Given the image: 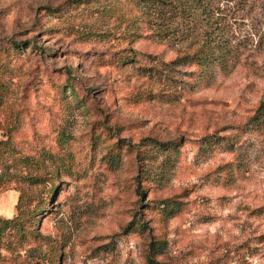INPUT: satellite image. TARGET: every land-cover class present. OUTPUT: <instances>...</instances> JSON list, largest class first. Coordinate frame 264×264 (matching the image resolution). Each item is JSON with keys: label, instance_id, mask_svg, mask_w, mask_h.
I'll list each match as a JSON object with an SVG mask.
<instances>
[{"label": "rangeland", "instance_id": "1", "mask_svg": "<svg viewBox=\"0 0 264 264\" xmlns=\"http://www.w3.org/2000/svg\"><path fill=\"white\" fill-rule=\"evenodd\" d=\"M11 215L0 264H264V0H0Z\"/></svg>", "mask_w": 264, "mask_h": 264}, {"label": "trees", "instance_id": "2", "mask_svg": "<svg viewBox=\"0 0 264 264\" xmlns=\"http://www.w3.org/2000/svg\"><path fill=\"white\" fill-rule=\"evenodd\" d=\"M73 2H81L83 0H71ZM207 56V55H206ZM140 193H142V191H139ZM19 199H20V191H18L17 193V196H16V200L14 202V206L16 207V205L18 204L19 202ZM17 216H9V217H0L2 221H8V220H13L14 218H16ZM140 226L142 228H145V224L144 223H141ZM164 245V240L162 239H151L148 241V244H147V255H146V258H147V261H151L153 260V257L156 253L160 252L161 248L163 247Z\"/></svg>", "mask_w": 264, "mask_h": 264}]
</instances>
